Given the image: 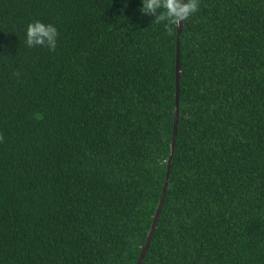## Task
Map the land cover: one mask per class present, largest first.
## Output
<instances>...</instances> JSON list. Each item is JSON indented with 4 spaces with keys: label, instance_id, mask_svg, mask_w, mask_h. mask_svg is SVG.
Segmentation results:
<instances>
[{
    "label": "trees",
    "instance_id": "trees-1",
    "mask_svg": "<svg viewBox=\"0 0 264 264\" xmlns=\"http://www.w3.org/2000/svg\"><path fill=\"white\" fill-rule=\"evenodd\" d=\"M140 0H0V264H137L168 170L177 27ZM57 47L29 48L33 20ZM142 264H264V0H200Z\"/></svg>",
    "mask_w": 264,
    "mask_h": 264
},
{
    "label": "clouds",
    "instance_id": "clouds-1",
    "mask_svg": "<svg viewBox=\"0 0 264 264\" xmlns=\"http://www.w3.org/2000/svg\"><path fill=\"white\" fill-rule=\"evenodd\" d=\"M140 3V13L154 15V20L164 23L166 27H179L181 21L184 22L199 10L200 0H140ZM58 38L57 26L43 20H33L25 29V44L29 48L40 46L54 50Z\"/></svg>",
    "mask_w": 264,
    "mask_h": 264
},
{
    "label": "water",
    "instance_id": "water-1",
    "mask_svg": "<svg viewBox=\"0 0 264 264\" xmlns=\"http://www.w3.org/2000/svg\"><path fill=\"white\" fill-rule=\"evenodd\" d=\"M183 21H181L180 26L177 27V57H176V103H175V121H174V130H173V138H172V143H171V150H170V158H169V164H168V170L167 174L165 177V183L162 188V193L159 199V202L156 206L155 213L153 215L152 223L147 235V239L145 241V244L143 246L142 252L140 254V257L137 261V264H142L143 260L145 258V255L148 251V248L151 243V239L153 237L154 231L157 226V222L159 220V216L161 214L164 200L167 194V190L169 188V176L171 172V166H172V158L174 156V151H175V144H176V139H177V130H178V119H179V109H180V82H181V73H182V67H181V34H182V29H183Z\"/></svg>",
    "mask_w": 264,
    "mask_h": 264
}]
</instances>
